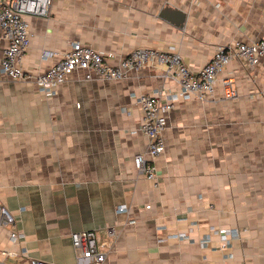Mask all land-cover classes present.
<instances>
[{"label": "crops", "instance_id": "obj_1", "mask_svg": "<svg viewBox=\"0 0 264 264\" xmlns=\"http://www.w3.org/2000/svg\"><path fill=\"white\" fill-rule=\"evenodd\" d=\"M26 21L21 65L32 76L76 42L110 65L159 49L197 72L219 46L264 39V0H51L47 17ZM83 74L45 97L0 71V205L14 220L0 224L1 259L76 264L71 233L94 230L101 243L112 228L103 264H264V59H232L214 101L175 103L155 161L158 188L133 165L147 145L135 99L172 95L178 84L159 65L121 81ZM224 77L233 99L222 100ZM219 229L230 231L222 248Z\"/></svg>", "mask_w": 264, "mask_h": 264}, {"label": "built area", "instance_id": "obj_2", "mask_svg": "<svg viewBox=\"0 0 264 264\" xmlns=\"http://www.w3.org/2000/svg\"><path fill=\"white\" fill-rule=\"evenodd\" d=\"M51 0H0V71L12 80L34 82L45 97L55 94L56 88L66 81L74 71H82L84 80L121 81L131 73L159 65L165 75L178 84V91L172 95L152 96L141 94L136 97V104L141 111L137 132L146 139V149L133 157V165L138 175L150 181L153 187H159L156 159L165 150L163 133L171 110L178 101L192 98L214 101L217 76L232 59H239L249 66L257 65L264 59V39L250 43L234 42L219 46L210 60L197 72L191 71L182 58L175 53L159 49H135L119 60L115 65L108 63V57L99 50L73 43L61 59L45 72L32 76L22 69V58L29 47L28 16L47 17ZM56 56V53L44 51L42 58ZM232 77L221 79L222 100L233 99L237 91L232 86ZM135 131V132H136ZM120 207L117 211H125ZM13 217L0 205V224H13ZM133 223V222H129ZM106 241L99 243L94 230L71 233V244L75 253L76 264H103L107 251L111 248L116 234L112 228L106 229ZM221 248L225 247L229 230L219 229ZM11 239H17L15 233ZM175 237L183 238V234ZM0 264H10L0 257ZM27 264H50L31 259Z\"/></svg>", "mask_w": 264, "mask_h": 264}]
</instances>
